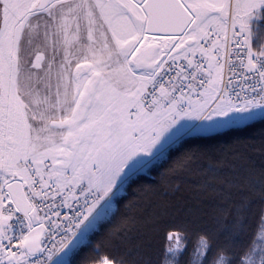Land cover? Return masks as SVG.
I'll return each mask as SVG.
<instances>
[{
  "label": "snow or ice",
  "instance_id": "6c2138e0",
  "mask_svg": "<svg viewBox=\"0 0 264 264\" xmlns=\"http://www.w3.org/2000/svg\"><path fill=\"white\" fill-rule=\"evenodd\" d=\"M0 264H264V0H0Z\"/></svg>",
  "mask_w": 264,
  "mask_h": 264
},
{
  "label": "trees",
  "instance_id": "16d2710c",
  "mask_svg": "<svg viewBox=\"0 0 264 264\" xmlns=\"http://www.w3.org/2000/svg\"><path fill=\"white\" fill-rule=\"evenodd\" d=\"M195 179H197V178H196V177H193V178H192V181L194 182ZM157 242H158V243H162L163 241H162V240H158Z\"/></svg>",
  "mask_w": 264,
  "mask_h": 264
}]
</instances>
